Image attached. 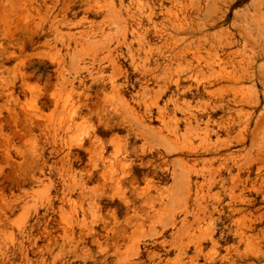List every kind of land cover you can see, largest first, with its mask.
Here are the masks:
<instances>
[{"label": "rangeland", "instance_id": "374dc122", "mask_svg": "<svg viewBox=\"0 0 264 264\" xmlns=\"http://www.w3.org/2000/svg\"><path fill=\"white\" fill-rule=\"evenodd\" d=\"M0 264H264V0H0Z\"/></svg>", "mask_w": 264, "mask_h": 264}]
</instances>
